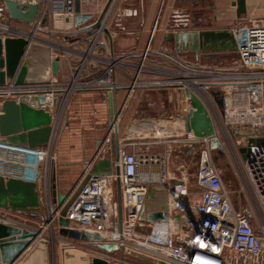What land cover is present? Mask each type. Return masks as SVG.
Returning <instances> with one entry per match:
<instances>
[{"label":"built area","instance_id":"built-area-1","mask_svg":"<svg viewBox=\"0 0 264 264\" xmlns=\"http://www.w3.org/2000/svg\"><path fill=\"white\" fill-rule=\"evenodd\" d=\"M15 1L21 4H39L38 11L31 23L22 22L15 26L0 0L1 39L24 37L31 43L32 39L28 34L36 36L42 21L51 13L57 12L68 20H72L75 13L74 0ZM80 1L82 5L83 0ZM89 4L90 9L87 11L81 9L83 13L92 14L91 19L84 25L95 22L101 11L100 0H92ZM106 18L107 14L100 27L91 32H83L82 37L74 39L78 44L85 43L83 50L79 46L63 47L71 51L73 56L82 59L76 64L69 62V81L62 82L50 76L34 81L27 79L23 84H16L14 78L6 79L0 85V107L4 99L13 98L18 101L22 95L41 93L45 100L38 106L47 110L52 108L56 96H60L63 103L77 88H103L110 92L113 86L117 87L113 80L114 69L123 65L125 59L138 57L139 53L131 52L118 58L109 53L107 39L102 30ZM232 32L237 45L238 68L215 69L198 61L189 62L176 57H164L167 64L160 66L145 62L148 48L142 52L136 73L129 83V90L143 87L181 92L183 97L177 107L180 116L175 119L173 116L150 119L143 130L149 134L148 141L143 142L145 150L137 153L134 150L129 151L126 145L119 144L116 169L109 173L90 174L85 178L91 164L85 166L82 179L69 195L70 201L66 209L65 217L70 220L72 227L97 233L101 242L135 248L171 264H264V143H248L247 156L243 159L231 129L234 126L235 130L245 131L264 126V21L250 20L245 25L232 28ZM106 54H110L111 58L108 59ZM88 64H91L90 69ZM82 74L92 77L81 80ZM214 91L222 99V107L216 102ZM190 94L197 96L205 107L215 127L213 135L197 137L192 131L186 130L183 117L190 108ZM58 114L52 117V124ZM176 120L181 121L184 131L176 134L172 140L178 142L179 138H183L186 144L199 148L196 184L200 194L195 203L189 204L184 199L187 188L183 181L182 184L180 182L170 186L163 210L164 217L172 212L183 214L192 231L187 241L173 243L172 237L177 228L173 229L164 218L148 221L142 213V205L147 194L146 181L164 185L168 184V179L175 177L166 168L169 150L151 152L149 147L162 145L168 139L163 135L166 125H171ZM52 139L51 134L49 141L44 144L46 146L29 147L23 143L6 142L0 136V175L36 183L41 162L53 158ZM213 139L220 143L217 150L228 157L235 180L242 189V203L249 205L251 212L234 204L222 178L221 169L213 159ZM132 144L134 146L136 143ZM141 164L159 165L161 169L158 178L142 180L137 172ZM117 181L120 184L122 207L120 229L117 203L114 204L117 212L115 222L110 215L112 185ZM45 195H49V190H46ZM58 212L59 210L55 212V216ZM255 216L257 220L254 219ZM137 224L149 225L150 233L144 235L136 231ZM143 242L149 247H144ZM95 252L108 254L96 249Z\"/></svg>","mask_w":264,"mask_h":264},{"label":"crops","instance_id":"crops-1","mask_svg":"<svg viewBox=\"0 0 264 264\" xmlns=\"http://www.w3.org/2000/svg\"><path fill=\"white\" fill-rule=\"evenodd\" d=\"M92 0H83L82 2V11H87L90 9V2ZM207 0H199V5L202 6L206 3ZM211 6L204 10L207 12L208 10L211 12L212 15L211 20L218 24L221 22L228 21L232 15L234 16L233 20H238L235 14V6L233 5L234 0H210ZM105 2V0H103ZM120 5H117V3ZM104 3L101 4L100 10L103 8ZM119 7V8H118ZM210 8V9H209ZM185 6L184 0H113L111 8L107 13V18L105 20V26L109 29L111 33V42L107 40L109 53L113 55V57L118 58L121 56H126V54L131 52H138V57L135 58H128L125 59L124 64L121 66L116 67L113 74V80L117 84V88L115 91V98H116V110L118 112L117 118V128L118 132V141L119 144L126 145V148L129 150H136L140 149L136 146L142 145L144 141H135L136 137H131L135 131L142 127L141 125L146 124L152 118L156 117H148L146 114L142 113L138 107L129 108V110H124V103L123 99L126 97L132 96L134 91L136 90H145V91H154L157 92L159 90H165L164 88H135L134 90H129V83L132 80V77L136 73V66L140 63V55L146 48L149 49V52L145 56V62L164 66L167 63L164 61V57H176L178 59L186 60L189 62L198 61V63L208 66L210 68L215 69H229L232 68L231 66H235L238 64V57L237 53L234 51H208L206 53H198L183 50V47L180 46V50L178 51L175 49L173 40L171 41H164V34L165 32L169 31L172 33L182 31L185 29ZM59 13H51L47 18L42 21V24L38 30L41 31V34L50 36L48 39L42 37L41 35L37 34L36 31V39H32L29 50L27 53V58L30 61L29 67V75L28 81H34L37 79H46L47 77L53 76L56 77L59 81H69L71 77V69L69 67V62L71 64L79 63L82 59L79 56H73L71 51L67 49L65 51H61V49L56 48L59 46L60 48L63 47H70L73 48L75 46H79V49L83 50L85 48V43L78 44L74 41L75 38H80L83 33L75 34V27L72 24L71 20H68L66 17L58 16ZM209 14L206 16L209 17ZM202 17V16H201ZM205 17V16H204ZM241 19L244 20H260L264 21V0H246V13L241 15ZM54 20L51 22V20ZM232 19V18H231ZM204 21V18L202 19ZM189 25V24H188ZM193 25V24H192ZM196 29H229L232 30L230 27L227 26H215V27H201L198 26L199 23L194 24ZM43 26V28H42ZM48 28L46 29V27ZM81 26H84L81 25ZM190 26V25H189ZM199 28H198V27ZM107 39V38H106ZM77 40V39H76ZM47 41L53 42L55 46L47 47ZM44 48V58H36L34 47L38 46ZM106 54L107 58L110 59L111 55ZM59 58V65L56 74L52 73L51 70V62L55 59ZM38 61H40L38 64ZM106 64H102L101 68H104ZM88 68H91V64H88ZM92 76L88 74H82L81 80H87ZM95 92V93H102L107 95L108 99V107H109V92L103 88H77L74 90L75 92ZM167 93L169 94L168 104H164L163 102H159L160 107L168 106L170 108L169 116H176L179 106V100L183 97L181 92H178L173 89H166ZM123 103V106H122ZM155 102H149L147 107L157 106ZM118 107V108H117ZM172 108V109H171ZM179 114V113H178ZM110 116V114H109ZM111 117V116H110ZM109 131V130H108ZM166 131L170 132L171 135L166 134L165 142L160 145L162 149L153 151V148L159 146L149 147L151 152L157 151H164L172 149V145L175 147H179V150H175V155L171 156L172 153L168 155L166 158V168L169 172L175 175L174 179L170 178L167 180L168 184L161 185L157 182H147L146 179L152 178L156 180L158 178L160 167L157 164H141L137 172L140 178L147 183V194L145 196L143 205H142V213L146 216V213L149 211H157V210H164L167 202V197L169 193V188L173 184H182L186 185L187 194L184 196V199L187 203H195L200 194V189L196 184V172H195V188H188L187 185V178L186 174L184 173V164H185V155L192 156L199 154V148L196 145H189L186 144L185 140L179 138L178 142L172 140L176 134L183 133V125L180 120H176L173 124L169 125L166 128ZM167 133V132H166ZM173 133V134H172ZM112 134V130H111ZM110 133H106L103 135L100 140L95 141V148L92 151H86L85 148L81 149V156L79 159L70 162V165L75 167L74 175L64 181L58 182L55 187L56 191L59 194H68L72 186L79 182L82 179L83 171L85 170V166L88 162L95 156L97 151V146L99 141L102 143L100 144V150L109 152V140L111 138ZM147 142L148 139L144 138ZM132 143H136L134 146ZM145 150V148H144ZM143 150V151H144ZM138 151V150H136ZM142 151V152H143ZM192 151V152H191ZM170 152V151H169ZM57 153V152H56ZM75 153V152H74ZM190 154V155H189ZM212 155L214 162L218 164V157H226L224 153H219L217 149H212ZM104 157V156H103ZM102 157V158H103ZM191 157V158H192ZM99 158V157H98ZM175 159V164L177 167H174L173 159ZM187 158V157H186ZM172 159V160H171ZM77 167V168H76ZM91 168V167H90ZM225 170H222V178L225 183H227L226 177L224 176L223 171L229 172L231 175V166L227 160L226 164L223 167ZM114 166L112 165V169ZM91 170V169H90ZM197 170V169H196ZM177 171V172H175ZM233 171V170H232ZM90 172V171H88ZM233 176V174H232ZM172 182V184H171ZM53 185V184H52ZM227 185V184H226ZM161 186H168L166 191V197L162 198L163 192L160 191L159 187ZM112 207H111V217L113 219L116 218L117 212L114 208V204L117 203V187L116 183L112 185ZM9 212L6 209L0 208V223L4 224H13L18 225L20 227H25L23 223L15 222L12 220ZM35 215V214H32ZM165 220L169 221V224L174 228H177L176 233L172 237L173 243L177 242H184L187 241L191 236V229L186 224V219L183 214L172 212L171 214H166L164 217ZM29 227V226H26ZM57 228V227H56ZM56 230V229H55ZM139 232V231H138ZM95 233V232H94ZM141 233V232H139ZM142 234V233H141ZM59 239L60 244H68L71 247H76L77 249L91 252L94 256L98 255V257L107 259V264H120L118 259H115V256L118 255L116 253L114 256L105 254V253H96L95 249L91 247L90 242L86 241H76V240H69L64 239L62 237H57ZM37 243V242H35ZM34 243V244H35ZM33 244V245H34ZM31 246L26 252H24L21 257H19L14 264H47L46 262H28L29 258H31L32 253L35 250H32L36 247ZM40 246V243L37 244ZM31 253L28 256H25L28 251ZM61 258H62V254ZM101 255V256H99ZM25 257V259H24ZM28 261H27V260ZM111 259V260H110ZM24 260V262H22ZM1 264V263H0ZM52 264H91V262H63L62 259L57 260V262H52ZM124 264H150L148 262H142L140 260L127 257Z\"/></svg>","mask_w":264,"mask_h":264},{"label":"water","instance_id":"water-1","mask_svg":"<svg viewBox=\"0 0 264 264\" xmlns=\"http://www.w3.org/2000/svg\"><path fill=\"white\" fill-rule=\"evenodd\" d=\"M11 19L19 20L24 23H31L38 11L39 4H21L15 0H1ZM113 0H106L95 22L81 26L87 23L91 13L81 12V1L74 0V15L72 24L76 28L73 33L91 32L101 26V22L108 13ZM235 14L237 17L246 13V0H234ZM107 40L111 42V33L106 26L102 28ZM164 41L173 40L175 49L189 50L192 52L206 53L208 51H234L237 50L236 40L232 30L229 29H202L193 31H178L175 33L165 32ZM30 41L24 37H5L0 38V85H3L6 79L14 78L16 84H23L27 81L29 75V65L27 53ZM59 65V58L51 62V70L56 74ZM115 86L109 92V114L111 120L109 123L112 128V136L109 140V152L100 150V143L97 146L95 156L87 164H91L89 174L109 173L112 165L118 160V128L116 110ZM215 100L219 107H222V99L217 96L218 92L214 91ZM44 96L39 95H22L16 101L13 98L4 99L0 107V136L4 137L6 142L23 143L29 147L46 144L52 134V117L55 116L59 109L60 96L53 100L52 108L43 109L38 105L43 103ZM190 108L183 117L185 128L192 131L197 137H208L215 133V127L207 111L200 100L194 94L189 95ZM233 137L238 151L242 158L247 156L248 143H264V126L257 129H248L245 131L235 130L233 126ZM220 143L217 140H211V148L217 149ZM219 153H221L218 150ZM104 156V157H103ZM99 157V158H98ZM103 157V158H102ZM116 169V168H115ZM172 184V182H171ZM117 187V211H118V228L120 229L122 220L121 194L119 181ZM163 192L162 198L166 197L168 186L159 187ZM51 202L48 204V215L43 225H52L56 221L57 237L64 239L90 242L91 247L114 256L118 253L120 264H124L125 257H131L142 262L150 264H171V262L160 257L143 252L141 250L117 245L115 243H105L100 241L97 233L78 230L71 226L70 220L65 217L66 209L69 204V194H59L53 184L51 190ZM40 193L36 183L25 181L19 178L6 177L0 175V208L8 211L27 212L38 215L40 213ZM56 206L53 208V206ZM59 210L58 215L55 212ZM147 220L152 222L164 218L163 210L149 211L146 213ZM42 227H20L13 224L0 223V263L14 264L21 255L26 252L38 239L43 232ZM55 229V228H53ZM135 230L144 235L150 233L151 227L146 224H137ZM53 231V230H52ZM54 246V243H53ZM75 253V254H74ZM79 253V254H76ZM64 262H91V264H107V259L94 255L87 256L85 252H79L74 248L64 249ZM75 257V258H74ZM78 257V258H77Z\"/></svg>","mask_w":264,"mask_h":264},{"label":"rangeland","instance_id":"rangeland-1","mask_svg":"<svg viewBox=\"0 0 264 264\" xmlns=\"http://www.w3.org/2000/svg\"><path fill=\"white\" fill-rule=\"evenodd\" d=\"M101 4H105L103 0H100ZM117 3V2H116ZM121 3V2H120ZM120 3L117 5H120ZM101 6V5H100ZM119 8V7H118ZM210 9V8H209ZM207 14H211V12L208 10L206 12ZM58 16H61L60 14ZM212 15L209 17L205 16L204 21H201L198 26L201 27H215V26H227L231 29L237 26L245 25L250 22V20H244L241 19L242 17H238L240 19L233 20L234 16L232 15V19L230 18L226 22L221 23H214L211 20ZM10 21L15 26H19V24H22L19 20L10 19ZM54 21L53 19L51 22ZM197 26V27H198ZM43 28V26H42ZM48 26L46 27V29ZM199 28V27H198ZM198 30L196 29L195 25H186L185 29L182 31H193ZM38 35H41L42 37H45V39H48L50 36L41 34V31H37ZM35 36V35H34ZM37 38V36H35ZM49 40V39H48ZM47 47L49 46H55L53 42L47 41ZM56 48L61 49V51H65L66 49L60 48L59 46H56ZM34 52L36 58H44V48L35 46ZM40 61H38V64ZM232 68H238V64H236ZM154 75V74H153ZM152 76V75H151ZM138 88V87H137ZM143 88V87H139ZM74 92V91H73ZM71 93V95L68 97V99L63 103L60 101L59 109H58V116L55 119L56 121L52 124V148H53V158H48L46 161H42L39 165L38 171H37V182L36 186L40 193V213L38 215H32L27 212H16L11 211L9 212L11 219L15 222L23 223L26 226L38 228L42 227L43 232L40 234L38 239H42L43 241H36V245L41 243L42 247L44 248V254H43V261L47 264H52V262H57V260L62 259L64 262V249L66 248H73L69 246L68 244H60L59 239L57 238V231L56 229V221L52 223V225L49 227V225H43L44 221L46 220V217L48 215V205L51 202V190H52V184H57L58 182H64L68 179H70L74 173L76 172L75 167L73 165H70V162H73L74 160H77L81 156V149L85 148L86 151H92L95 148V141L100 140L103 135L111 134V129L109 126L110 120L112 119L109 116V107H108V99L107 95L102 93H95V92H75ZM169 94L165 90H159L157 92L154 91H145V90H135L132 96L126 97L123 99L124 103V110H129V108L138 107L139 110L142 111V113L146 114L148 117H159V118H166L168 117L170 113V108L168 106L160 107L159 102H163L164 104H168L169 100ZM149 102H155L158 104L157 106L153 107H147V104ZM122 103V106H123ZM118 108V107H117ZM172 109V108H171ZM179 113V114H178ZM119 115V114H118ZM173 118H178L180 116V112L178 111L177 114H175ZM143 128L142 130L138 128L135 133L131 135V137H138L141 139L135 140L137 141H146L144 138L149 137V134L147 132H144L145 124L141 125ZM169 124L166 125V128H168ZM109 130V131H108ZM119 132V130H118ZM167 132V133H166ZM165 134L163 135H171L170 132L164 131ZM173 134V133H172ZM112 135V134H111ZM144 137V138H142ZM223 140V137H222ZM102 143V142H101ZM100 143V144H101ZM46 146V145H44ZM84 146V147H83ZM136 146L140 149H136L137 153H141L145 145L142 143V145L136 144ZM83 147V148H82ZM172 149H169L171 156L175 155V150H179V147H175L172 145ZM162 149V146L153 148V151ZM129 150V149H128ZM131 151V150H129ZM57 152V153H56ZM75 152V153H74ZM192 152V151H191ZM190 155V154H189ZM187 157V158H186ZM188 156L185 155V164L184 166V173L186 174V180L188 188H195V172L198 165V157L197 155ZM173 159V158H172ZM171 159V160H172ZM218 166L222 170H225L223 167L226 164L228 157H218ZM174 167H177L175 164V159L172 160ZM77 168V167H76ZM84 172V171H83ZM177 172V171H175ZM224 176L227 180V188L230 191L232 200L236 206H238L240 209L251 212V209L249 210V205L243 202V198L241 196V186L238 184L235 180L234 171L231 170V175L227 171H223ZM233 174V176H232ZM78 183V182H77ZM76 184L72 186L68 194L74 190L76 187ZM46 190H49V195L46 196L45 192ZM56 206L54 205L53 208ZM255 220H257V217H254ZM255 225L257 223H254ZM52 227V228H51ZM55 228V229H53ZM51 230V235L50 234ZM53 230V231H52ZM54 243V246H53ZM35 244L33 246H35ZM74 249H77L74 247ZM33 250V249H32ZM28 251L25 256H28L31 251ZM79 252H85L87 256L93 255L91 252L83 251L80 249ZM62 254V258L61 255ZM75 254V253H74ZM79 254V253H76ZM118 255L115 256V259ZM75 258V257H74ZM78 258V257H77ZM25 259V257H24ZM127 257H125V260ZM27 260V259H26ZM111 260V259H110ZM119 260V259H118ZM24 262V260L22 261Z\"/></svg>","mask_w":264,"mask_h":264},{"label":"flooded vegetation","instance_id":"flooded-vegetation-1","mask_svg":"<svg viewBox=\"0 0 264 264\" xmlns=\"http://www.w3.org/2000/svg\"><path fill=\"white\" fill-rule=\"evenodd\" d=\"M184 6H185V12H184L185 24L194 25L195 23H200L204 18V16L207 15V13L204 12V10L211 6V1L207 0L206 3L200 6L199 0H184Z\"/></svg>","mask_w":264,"mask_h":264},{"label":"bare ground","instance_id":"bare-ground-1","mask_svg":"<svg viewBox=\"0 0 264 264\" xmlns=\"http://www.w3.org/2000/svg\"><path fill=\"white\" fill-rule=\"evenodd\" d=\"M28 35H29V37L31 39H36L37 40V38L34 35H32V34H28ZM29 67H30V65H29ZM49 227H50V225H49ZM50 234H51V230H50ZM142 244L144 245V247H147V248L149 247V245L147 243H145V242H143ZM33 250H35L34 253H32L31 258H29L28 259L29 261L28 260L27 261L28 262H42L43 261V257L42 256L44 254V248L42 247V245H40V246L36 245V247Z\"/></svg>","mask_w":264,"mask_h":264}]
</instances>
